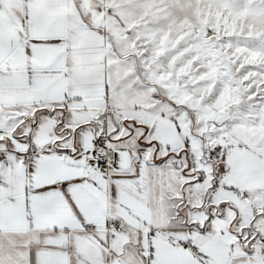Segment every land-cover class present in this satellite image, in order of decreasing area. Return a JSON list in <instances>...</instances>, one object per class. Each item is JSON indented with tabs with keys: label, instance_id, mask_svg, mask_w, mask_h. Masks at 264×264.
<instances>
[{
	"label": "snow or ice",
	"instance_id": "snow-or-ice-1",
	"mask_svg": "<svg viewBox=\"0 0 264 264\" xmlns=\"http://www.w3.org/2000/svg\"><path fill=\"white\" fill-rule=\"evenodd\" d=\"M0 264H264V0H0Z\"/></svg>",
	"mask_w": 264,
	"mask_h": 264
}]
</instances>
